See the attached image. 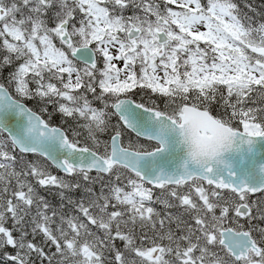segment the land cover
Returning a JSON list of instances; mask_svg holds the SVG:
<instances>
[{
	"label": "snow or ice",
	"instance_id": "1",
	"mask_svg": "<svg viewBox=\"0 0 264 264\" xmlns=\"http://www.w3.org/2000/svg\"><path fill=\"white\" fill-rule=\"evenodd\" d=\"M0 264H264V0H0Z\"/></svg>",
	"mask_w": 264,
	"mask_h": 264
}]
</instances>
